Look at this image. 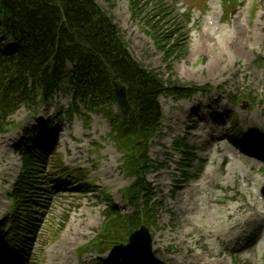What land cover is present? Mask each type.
<instances>
[{
    "label": "rangeland",
    "instance_id": "rangeland-1",
    "mask_svg": "<svg viewBox=\"0 0 264 264\" xmlns=\"http://www.w3.org/2000/svg\"><path fill=\"white\" fill-rule=\"evenodd\" d=\"M135 1L142 6L141 16L133 13L129 0H95L114 19L133 59L156 71L164 81L171 77L182 83L211 87L209 94L197 95L190 101L159 98L163 121L150 147L149 158L154 168L161 169L146 177L159 205L157 225L150 230L152 250L143 254L138 249L121 247L100 255L90 246L103 222L102 211L107 208L105 194L121 213L132 212L122 196L131 179L123 172L121 154L110 136L111 125L106 118L87 112L83 121L66 113L69 101L57 95L41 110L21 107L11 119L19 128L0 132V143L7 139V156L12 162L0 173V226L11 209L9 193L21 173L26 145L40 137L49 147L41 164L46 184L52 189L49 204L28 251V261L10 260L16 264H78L82 248L87 249L85 261L99 257L104 264L114 256L127 255L132 260L142 259L152 264H188L187 260L197 254L213 263L219 260L224 264H264V252L260 254L256 248L264 247V225L253 216H258L264 206L259 210L250 206L259 203L254 193L264 188V163L242 153L227 135L235 119L245 134L255 138L264 135V0H238L227 17L220 0H162L160 4L157 0ZM153 17L155 21L161 20V35L168 36L173 31L181 39V52L167 63L156 50L147 25ZM208 18L214 20L212 26L207 24ZM238 22L244 29L237 36L247 40V47L241 53L234 38V46L230 45L226 57L221 52L220 59L224 62L216 67L215 56L200 48L199 35L205 26L218 29L214 28V34L222 31L233 34ZM160 39L161 36L156 40L160 42ZM11 47L10 39L0 38V50ZM67 74L72 75L70 67ZM230 96L239 98L238 103L230 102ZM60 133L65 135L64 142ZM175 141H183L194 154L187 173L178 169L181 156L172 150ZM82 169L83 173H76ZM63 172L68 176L60 177ZM85 173L92 182L86 192L81 185ZM57 175L53 182L51 178ZM243 175L247 190L242 189ZM193 186H198L199 194L191 190ZM202 197L214 201L208 204L207 199L201 201ZM192 199L196 201V209L186 211ZM214 210L221 214L236 210L237 223L246 221L251 227L241 226L242 237L233 238V243L212 233V229L199 232L185 227L184 220L193 219L195 223V219L200 220ZM260 228L263 229L258 232ZM185 230L189 236L182 234ZM211 248L215 257L210 253ZM8 251L7 245H2L1 254L6 258Z\"/></svg>",
    "mask_w": 264,
    "mask_h": 264
},
{
    "label": "trees",
    "instance_id": "trees-1",
    "mask_svg": "<svg viewBox=\"0 0 264 264\" xmlns=\"http://www.w3.org/2000/svg\"><path fill=\"white\" fill-rule=\"evenodd\" d=\"M237 1L221 0L226 16ZM129 5L141 16L142 6L135 0H129ZM160 22L153 17L147 25L156 50L167 63L181 52V39L176 38L178 32L161 35ZM159 36L160 42L156 40ZM0 37L13 42L12 49L0 53V132L10 128L7 119L22 105L42 106L58 94L70 100V112L81 117L83 111L100 114L112 125L111 137L122 154L121 167L133 180L123 191L133 213L122 215L108 202L109 208L102 213L104 221L90 246L100 252L114 250L126 245L129 235L141 225L156 226L155 193L146 176L153 169L148 156L150 142L160 131L163 119L158 99L166 96L185 100L211 89L171 77L164 81L157 72L133 60L113 19L94 0H0ZM68 67L71 76L67 75ZM113 81L126 88L130 106L126 120L115 111ZM231 100L238 103L239 98L231 96ZM230 134L241 146L253 143L258 157H264L263 137L255 142L240 131ZM173 149L181 153L178 165L185 170L192 162L189 147L176 141ZM36 152L30 150L22 161V173L10 194L9 234L15 245H30L51 197L41 164L32 157Z\"/></svg>",
    "mask_w": 264,
    "mask_h": 264
},
{
    "label": "bare ground",
    "instance_id": "bare-ground-1",
    "mask_svg": "<svg viewBox=\"0 0 264 264\" xmlns=\"http://www.w3.org/2000/svg\"><path fill=\"white\" fill-rule=\"evenodd\" d=\"M212 19L208 18V22H210ZM214 21V20H212ZM241 22H238V24L235 26V32L233 34H224V32L222 31L221 34H214L215 31H218V29L211 28V27H207L205 26L203 28V32L199 35V46L201 49L205 50V51H209L212 55L213 58L215 56L216 60L214 59L213 63L216 65V67H220L218 64L223 63L224 59H220L221 58V52L225 55L224 57H226V53L228 51H230L231 47L230 45L234 46V38L237 39L235 45L237 48H239V51L241 53H244L246 47H247V40L245 39H240L239 33H241L243 31V26L240 24ZM258 35L255 36V42L258 41ZM224 46V48L222 49V46ZM239 45V46H237ZM64 137L65 135L60 133V139L61 142H64ZM69 137V136H68ZM7 139H4L3 141H1L0 143V173L4 172L6 164L8 163H12L9 159H8V150H7ZM229 173H231L229 171ZM204 183V180L201 181V184ZM246 186V185H244ZM191 190H195V194H199L198 191V186H193L191 188ZM194 195V194H193ZM192 196V195H191ZM258 197H261L259 192L257 194ZM208 200V204L212 203L214 201V199L212 198L211 200L205 197L201 198V201H205ZM216 199V198H215ZM187 201V200H186ZM185 201V204H186ZM192 203H188L187 204V209L186 211L192 212L196 209V201L194 199L190 200ZM262 204H264V202H262ZM261 203L253 204L250 205L251 207H253V209L255 210H259L263 208L264 205H262ZM238 210L239 208L236 207ZM262 211H264V208L262 209ZM188 212V213H189ZM255 214V213H254ZM263 215V213L259 212V215L257 216V214L253 215L254 218L256 219H260L261 216ZM238 214L236 213V210H225V212L223 214H221V212L219 211H209L208 213L204 214L203 216H201L200 220L195 219V223L192 221L186 219L184 220V225L185 227H190L193 231H205L206 229H212V233H217L218 235L224 236L225 238L229 239L230 241H235L233 238L239 239L242 237V231H241V226L242 227H246L249 229L251 227V225H249L248 223H246V221L242 222L239 221L237 223L236 220H238ZM247 221L250 219V217H246L245 218ZM260 223H264L263 220L259 221ZM248 224V225H247ZM198 225V226H197ZM208 226V227H206ZM182 234H186L187 236L190 235V233H187V230L183 231ZM175 236H173L174 238ZM194 243H197V240H194ZM259 251L260 254H262L264 252V247L261 246H257L256 247ZM212 257L214 256L213 253V249L211 248V252ZM210 254V256H211ZM206 256V255H205ZM252 256L254 257V255L252 254ZM188 264H224V262L222 261H214V263L211 260L208 259H204L203 256L201 254H197L194 255L192 257L191 260H187Z\"/></svg>",
    "mask_w": 264,
    "mask_h": 264
},
{
    "label": "water",
    "instance_id": "water-1",
    "mask_svg": "<svg viewBox=\"0 0 264 264\" xmlns=\"http://www.w3.org/2000/svg\"><path fill=\"white\" fill-rule=\"evenodd\" d=\"M112 88L120 113L124 118H126L129 113V105L126 99L125 86L120 84L119 82H113ZM128 246L139 247L144 252L150 251L151 238L148 229L142 226L139 230L131 234L129 237Z\"/></svg>",
    "mask_w": 264,
    "mask_h": 264
}]
</instances>
